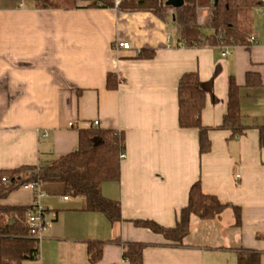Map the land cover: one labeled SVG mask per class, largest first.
Segmentation results:
<instances>
[{
	"label": "crops",
	"instance_id": "obj_1",
	"mask_svg": "<svg viewBox=\"0 0 264 264\" xmlns=\"http://www.w3.org/2000/svg\"><path fill=\"white\" fill-rule=\"evenodd\" d=\"M167 0H165L166 3ZM240 16L249 45L184 46L176 26L150 11L117 8H39L36 0H0V171L39 165L77 149L78 129L123 131L125 157L119 181L102 185L103 195L121 203L123 219L111 222L89 211L62 183L39 186L48 229L40 255L23 264H131L128 245L143 244V264H239L256 252L264 264V0ZM215 0H197L204 34H212L202 12ZM174 14V10H170ZM206 29V30H205ZM207 31V32H206ZM255 38V41L251 40ZM129 42V49L116 43ZM155 50L140 58L138 51ZM198 72L206 93L202 123L210 127L211 150L201 154L196 128L179 125L178 82ZM257 73L262 85L246 86ZM118 87H107V75ZM241 87L246 130L218 128L228 106L229 78ZM229 206L217 219L191 217L182 242L137 226L152 219L173 227L188 204L192 185ZM35 190L25 185L3 204L32 206ZM234 207L240 210L237 223ZM90 245L102 255L91 261Z\"/></svg>",
	"mask_w": 264,
	"mask_h": 264
},
{
	"label": "trees",
	"instance_id": "obj_2",
	"mask_svg": "<svg viewBox=\"0 0 264 264\" xmlns=\"http://www.w3.org/2000/svg\"><path fill=\"white\" fill-rule=\"evenodd\" d=\"M67 1L68 3H64ZM39 8L77 7L79 2L90 8H117L125 12L150 11L165 22L176 26L183 45L190 47H222L224 45H249L248 34L240 27L242 13L254 10L260 0H215L209 14L207 26L212 34H204L199 22L197 0H183L180 6L166 5L165 0H36ZM174 10V17L170 10ZM155 50L142 49L138 57H153ZM262 85L260 76L254 72L246 74V86ZM107 87H118L117 76L107 75ZM179 125L181 128H196L199 132V149L204 154L211 150L210 127L202 123V112L206 105V93L198 72L183 74L178 82ZM232 135H242L246 130L241 113V87L234 77L229 78L228 106L221 125ZM79 143L76 150L62 154L39 165H23L0 171V264H23L40 255V240L35 238L27 223V213L32 206L3 204L13 191L34 182L62 183L68 195L82 198L89 211H102L111 222L123 219L121 203L106 198L102 185L107 181H119L121 177V154L125 152L123 131L104 129L94 124L78 129ZM259 143L264 148V127L260 129ZM229 206L216 195L203 191L201 181L195 182L189 193L188 204L180 211L179 220L173 227L159 224L152 219L134 220L137 226L145 227L164 235L173 242H182L190 232L191 217L204 220L217 219ZM237 223L240 210L234 207ZM143 244L128 245L123 256L131 264H143ZM91 261L102 255L101 245H90ZM239 264H260L256 252L242 253Z\"/></svg>",
	"mask_w": 264,
	"mask_h": 264
},
{
	"label": "built area",
	"instance_id": "obj_3",
	"mask_svg": "<svg viewBox=\"0 0 264 264\" xmlns=\"http://www.w3.org/2000/svg\"><path fill=\"white\" fill-rule=\"evenodd\" d=\"M116 4L120 2V0H115ZM252 41H255L254 37H251ZM117 48H123V49H129L131 47L129 42H118L116 43ZM222 52L224 55H228L231 53V45H224L221 47ZM94 125L98 126L99 121L95 120ZM125 157V152L121 154V158ZM28 185L34 188L35 190V198L32 204V208L28 211L27 213V223L29 224L31 228V232L33 236L37 239H41L44 235V233L48 229V221L46 217V208L45 206L41 203V197L42 193L39 189L38 184L31 182ZM71 196L67 195L65 196V199H70Z\"/></svg>",
	"mask_w": 264,
	"mask_h": 264
},
{
	"label": "water",
	"instance_id": "obj_4",
	"mask_svg": "<svg viewBox=\"0 0 264 264\" xmlns=\"http://www.w3.org/2000/svg\"><path fill=\"white\" fill-rule=\"evenodd\" d=\"M183 4V0H167L166 5L180 6ZM174 17V14H173Z\"/></svg>",
	"mask_w": 264,
	"mask_h": 264
},
{
	"label": "rangeland",
	"instance_id": "obj_5",
	"mask_svg": "<svg viewBox=\"0 0 264 264\" xmlns=\"http://www.w3.org/2000/svg\"><path fill=\"white\" fill-rule=\"evenodd\" d=\"M63 2H64V3H68L67 1H63ZM201 18H202V20L204 19L205 22L208 21V20H209V13H208V12L205 13V11L202 12ZM205 30H206V29H205ZM206 32H207V31H206Z\"/></svg>",
	"mask_w": 264,
	"mask_h": 264
}]
</instances>
